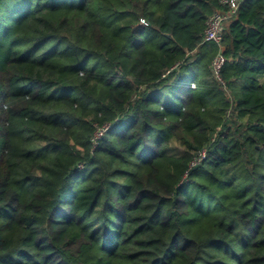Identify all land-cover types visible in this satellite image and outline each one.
<instances>
[{
	"label": "trees",
	"instance_id": "1",
	"mask_svg": "<svg viewBox=\"0 0 264 264\" xmlns=\"http://www.w3.org/2000/svg\"><path fill=\"white\" fill-rule=\"evenodd\" d=\"M225 10L0 0V264H264V0L218 81Z\"/></svg>",
	"mask_w": 264,
	"mask_h": 264
},
{
	"label": "built area",
	"instance_id": "2",
	"mask_svg": "<svg viewBox=\"0 0 264 264\" xmlns=\"http://www.w3.org/2000/svg\"><path fill=\"white\" fill-rule=\"evenodd\" d=\"M239 1L240 0H222V3L226 5V10L215 11L206 20L203 41L213 42L219 47L218 52L211 60V70L214 78L218 81H221V70L225 63V56L220 49L225 23L235 15ZM110 127L111 124L106 123L95 128L92 136L93 145L98 143V140ZM204 156L205 148L198 152L197 156L191 160L190 165L198 163Z\"/></svg>",
	"mask_w": 264,
	"mask_h": 264
}]
</instances>
